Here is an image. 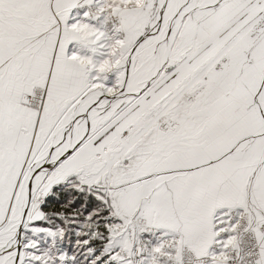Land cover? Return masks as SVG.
Returning a JSON list of instances; mask_svg holds the SVG:
<instances>
[{
  "label": "snow or ice",
  "instance_id": "6c2138e0",
  "mask_svg": "<svg viewBox=\"0 0 264 264\" xmlns=\"http://www.w3.org/2000/svg\"><path fill=\"white\" fill-rule=\"evenodd\" d=\"M0 264H264V0H0Z\"/></svg>",
  "mask_w": 264,
  "mask_h": 264
}]
</instances>
